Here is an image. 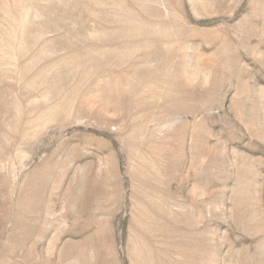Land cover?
<instances>
[{
	"label": "rangeland",
	"instance_id": "rangeland-1",
	"mask_svg": "<svg viewBox=\"0 0 264 264\" xmlns=\"http://www.w3.org/2000/svg\"><path fill=\"white\" fill-rule=\"evenodd\" d=\"M0 264H264V0H0Z\"/></svg>",
	"mask_w": 264,
	"mask_h": 264
}]
</instances>
